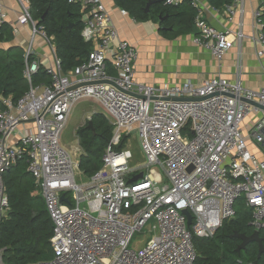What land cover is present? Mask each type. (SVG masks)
Masks as SVG:
<instances>
[{"label": "built area", "instance_id": "built-area-1", "mask_svg": "<svg viewBox=\"0 0 264 264\" xmlns=\"http://www.w3.org/2000/svg\"><path fill=\"white\" fill-rule=\"evenodd\" d=\"M16 1L17 24L31 30L24 72L31 84L39 69L37 61H28L34 56L32 42L38 35L51 42L32 19L28 0ZM162 1L166 7L188 3L194 10L192 43L216 61L215 77L159 88L135 82L136 49L119 40L102 0H69L80 7L81 37L92 45L87 60L66 74L55 60L47 69L50 84L30 85L15 103L0 95V222L9 209L3 175L26 157L53 226L52 258L28 264H195L193 238H212L235 218L239 199L251 211L253 232L264 231V111L247 103L264 108V88L242 86L239 55L234 82L219 73L231 38L251 40L264 70V0H256L249 36L242 31L246 0L211 6L230 23L239 16L236 33L207 22L208 0ZM6 17L0 4V24ZM82 100L100 104L112 136L101 168L79 183V163L61 146L60 136ZM253 114L256 119L243 131ZM133 134L144 159L137 166L128 148L117 149ZM184 211L191 215L190 227ZM145 228L150 239L140 249H130L134 234Z\"/></svg>", "mask_w": 264, "mask_h": 264}, {"label": "trees", "instance_id": "trees-1", "mask_svg": "<svg viewBox=\"0 0 264 264\" xmlns=\"http://www.w3.org/2000/svg\"><path fill=\"white\" fill-rule=\"evenodd\" d=\"M115 4L126 10L137 21H157L160 19L161 33L166 35L190 34L194 19V11L183 3L177 7H166L162 0L155 1L145 7L150 0H114ZM212 7H221L228 0H208ZM32 19L48 38H54L55 55L60 62L63 74L79 66L87 60L91 52V44L81 37L83 23L80 7L69 3V0H28ZM264 19V16H263ZM11 28L0 24V45L12 41ZM33 57L28 59L29 62ZM25 56L18 47L0 48V95L11 97L15 103L30 84L24 77ZM50 76L46 69L39 66L31 77V85H49ZM1 109V107H0ZM93 132L87 124L78 130L80 148L84 155L79 161V168L90 177L102 166V156L111 136L112 126L101 114L91 118ZM188 131V127L186 129ZM126 140L117 149L124 147ZM27 158L18 160L3 175L5 192L9 209L0 222V250L4 264H28L44 261L51 257L50 239L52 222L45 209L44 201L39 193L32 175L28 172ZM241 211H236L235 218L225 221L212 238H193L197 252L195 264H243L241 258L248 259L247 264H264V254L258 258V245L250 244L246 249L236 252L240 240L233 235L249 236L253 229L249 223L251 211L239 199ZM236 203V204H237ZM264 247V231L259 232ZM245 255V256H244Z\"/></svg>", "mask_w": 264, "mask_h": 264}, {"label": "crops", "instance_id": "crops-1", "mask_svg": "<svg viewBox=\"0 0 264 264\" xmlns=\"http://www.w3.org/2000/svg\"><path fill=\"white\" fill-rule=\"evenodd\" d=\"M102 3L106 7L113 26L118 32L119 40L127 42L136 49L137 58L134 62L135 82L156 88L163 87L164 85L182 84L185 82L197 85L218 74L216 61L208 54V52L192 43L194 21L190 34L175 35L174 33H168L163 35L161 33L160 19L158 22L152 20L139 22L126 10L127 15L122 16L120 10L124 9L118 7L114 0H102ZM0 4L7 15L4 23L11 28L13 34L12 41L3 43L0 45V48L7 49L9 47H18L23 50L25 56V50L30 45V27L28 25L21 26L17 24L20 7L16 0H0ZM256 5V0L245 1V12L242 18L244 25L242 31L248 36L252 31V10ZM211 6L212 5L208 1L207 6H205V18L207 22L216 30L221 31L228 28L236 33L238 31L236 23L240 20L239 16H236L233 22L230 23L221 10L219 12H214ZM49 39L51 42L50 45L40 35L36 36L32 42L34 51V56H32L33 60L37 61L39 66L44 67L46 72L48 68L55 64V60H58L55 55L54 38L51 37ZM230 40H232V46L224 56L219 72L220 76L230 82L236 80V59L237 55H239V81L242 86L250 90L264 88V70L255 56L252 41L244 39L238 43L237 41H234L233 38ZM107 70L109 74H115V71L110 64H108ZM6 98L11 97L9 96ZM0 107V111H2L4 106L0 104ZM84 111L87 112V115L82 118L81 123L77 125L75 130L78 138V147L71 151L72 156L74 158L76 157L75 161H78V163L81 156L84 155L79 145L80 140L78 130L86 124L88 128V122L91 121L93 115L101 114L104 116L101 106L100 109L89 107L84 109ZM88 115H91V117L87 119ZM255 119L256 115L254 114L248 117L242 126L243 131L248 130ZM85 120L86 122L82 124ZM90 130L93 132V129ZM75 152H77V154ZM78 170V173L85 176L84 178L86 180L89 178L80 170L79 164Z\"/></svg>", "mask_w": 264, "mask_h": 264}, {"label": "rangeland", "instance_id": "rangeland-1", "mask_svg": "<svg viewBox=\"0 0 264 264\" xmlns=\"http://www.w3.org/2000/svg\"><path fill=\"white\" fill-rule=\"evenodd\" d=\"M89 107L95 108V109H100V105L91 101V100H82V101L78 102L70 114V118H69L68 124L66 126V129L62 132V134L60 136L61 146L70 154V156L72 157L73 160H76V157L74 158L72 156L71 151L78 147V138L76 136L75 130H76L77 125L81 123L82 118L84 116L86 117V115H87V112L84 111V109H87ZM93 112H96V111H93ZM90 117H91V115H88L87 119ZM85 122H86V120L84 122H82V124H84ZM124 147L128 148L133 155L132 165L137 166L138 164L141 165L144 162L142 152H141L140 142H139L138 136L136 134H133V136H130L126 140ZM75 153L77 154V152H75ZM157 169L162 174V176H164L162 170L160 168H157ZM84 177L85 176H83L82 174L76 172V178H77V181L79 183L85 182L86 179ZM39 193L41 194L40 190H39ZM240 207H241L240 203H237L235 206L236 211H238V212L241 211L242 208H240ZM151 236H152V233H149L146 228L141 230L140 232H136L133 236L132 241H131L130 249H134V250L140 249L144 245V243L150 239ZM237 248H236V252H237ZM51 258H52V255L49 259H51ZM49 259H47V260H49ZM241 260H242L243 264H247L248 259L246 258V256H245V258L244 257L241 258ZM260 264H263V263L261 262Z\"/></svg>", "mask_w": 264, "mask_h": 264}, {"label": "water", "instance_id": "water-1", "mask_svg": "<svg viewBox=\"0 0 264 264\" xmlns=\"http://www.w3.org/2000/svg\"><path fill=\"white\" fill-rule=\"evenodd\" d=\"M155 1H148L146 7H145V12L148 13L149 11V6L151 3H154ZM193 33L195 34L196 33V30L195 28H193ZM203 99H196V100H191V99H183V98H177V99H174V101H178V102H188V101H202ZM248 104L252 105V106H255L257 108H259L260 110H263L264 111V108H262L261 106L257 105L256 103L254 102H247ZM88 128L90 129H93L92 128V123L91 121L88 122ZM131 181H135V179L131 180ZM64 198L61 197V201H63ZM183 214L186 216L187 218V226L190 227L191 225V222H192V218H191V215L188 211H184ZM233 237H237L241 240V244L238 246L237 248V252L239 253L241 250H244L247 246V244L249 243H252V242H257L258 246H259V249H258V258L264 254V247L262 245V239L260 238L259 236V233L258 232H253L251 234V236H245V235H233Z\"/></svg>", "mask_w": 264, "mask_h": 264}, {"label": "flooded vegetation", "instance_id": "flooded-vegetation-1", "mask_svg": "<svg viewBox=\"0 0 264 264\" xmlns=\"http://www.w3.org/2000/svg\"><path fill=\"white\" fill-rule=\"evenodd\" d=\"M249 236H251V235H249ZM248 236V237H249ZM260 236V235H259ZM235 238H237V237H235ZM261 238V237H260ZM239 239V238H238ZM240 240V239H239ZM253 243H255V244H257V242H252V243H249V244H247V246L246 247H248L250 244H253ZM241 244V240H240V243H239V245ZM258 245V244H257ZM246 249V248H245ZM258 249H259V246H258ZM241 251H243V250H241Z\"/></svg>", "mask_w": 264, "mask_h": 264}]
</instances>
